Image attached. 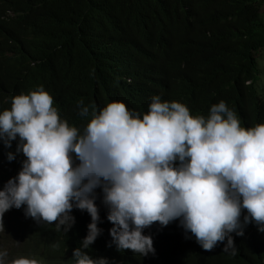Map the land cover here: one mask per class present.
<instances>
[{"label": "clouds", "instance_id": "9594fccd", "mask_svg": "<svg viewBox=\"0 0 264 264\" xmlns=\"http://www.w3.org/2000/svg\"><path fill=\"white\" fill-rule=\"evenodd\" d=\"M101 68L99 80L97 69L70 70L54 93L0 86V264H151L164 248L175 264L180 249L194 255L226 239L220 250L233 255L237 239L259 246L262 111L242 117L236 98L191 107L195 78L197 98L221 85L214 70L176 76L179 90L143 62ZM70 99L78 122L64 117L60 101Z\"/></svg>", "mask_w": 264, "mask_h": 264}, {"label": "trees", "instance_id": "16d2710c", "mask_svg": "<svg viewBox=\"0 0 264 264\" xmlns=\"http://www.w3.org/2000/svg\"><path fill=\"white\" fill-rule=\"evenodd\" d=\"M263 4L264 0H0V86L28 94L43 85L54 93V85L70 79V70L97 69L99 80L107 76L101 66L143 62L150 73H168L161 85L180 90L176 76L189 80L214 70L221 85L197 98L195 78L186 102L204 112L216 99L236 98V109L245 117L262 111L254 90L257 57L264 51ZM15 63L17 72L12 71ZM60 105L69 122H78L73 99ZM256 114L264 119V110ZM247 240H235V246L240 245L234 255L220 250L219 244L227 239L211 251L196 249L194 255L180 249L175 264H264V237L255 248L246 246ZM160 252L166 258L169 249ZM161 258L151 264H166Z\"/></svg>", "mask_w": 264, "mask_h": 264}, {"label": "rangeland", "instance_id": "374dc122", "mask_svg": "<svg viewBox=\"0 0 264 264\" xmlns=\"http://www.w3.org/2000/svg\"><path fill=\"white\" fill-rule=\"evenodd\" d=\"M262 11L264 12V4H263V10ZM260 61H261V72L264 74V52L261 55ZM261 78H262V84H263L262 86H264V75H262Z\"/></svg>", "mask_w": 264, "mask_h": 264}, {"label": "bare ground", "instance_id": "6f19581e", "mask_svg": "<svg viewBox=\"0 0 264 264\" xmlns=\"http://www.w3.org/2000/svg\"><path fill=\"white\" fill-rule=\"evenodd\" d=\"M119 102H121V101H119Z\"/></svg>", "mask_w": 264, "mask_h": 264}]
</instances>
